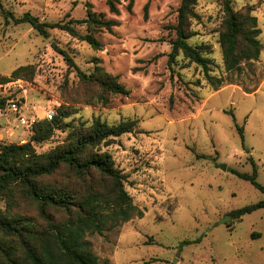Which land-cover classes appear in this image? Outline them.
I'll list each match as a JSON object with an SVG mask.
<instances>
[{
  "label": "rangeland",
  "instance_id": "374dc122",
  "mask_svg": "<svg viewBox=\"0 0 264 264\" xmlns=\"http://www.w3.org/2000/svg\"><path fill=\"white\" fill-rule=\"evenodd\" d=\"M181 2L118 0L120 14H115L108 0H2L0 75L11 77L30 65L7 87L21 101L30 124H16L6 143H30L37 159L46 162L49 153L72 145L77 130L95 119L110 125L137 120L132 132L90 150L112 154L126 175L125 189L144 211L103 234H87L99 259L110 264H264V207L220 223L231 211L264 199L261 190L232 172L251 174L253 159L264 184V0H229L239 13L256 16L261 29L259 57L243 61L237 71L226 69L220 44L225 0H198L200 17L192 21L190 43L207 45L211 74L232 81L218 89L196 63L184 59L175 72L169 68ZM90 9L118 23L113 32L98 34L101 50L61 28L41 35L11 16L30 12L41 21L71 23L85 33L86 25L75 20L84 19ZM6 11L12 13L9 22ZM59 49L68 51L76 66ZM98 66L129 93L116 94L98 78L90 80ZM3 91L0 87V99ZM51 130L49 138L41 139ZM31 179L40 195L66 199L68 208L47 203L21 181L4 189L1 263L8 262L6 253L21 261L25 245L37 246L48 233L49 217L63 221L92 194L112 188L111 179L98 170L79 171L64 163ZM8 218L27 219L33 227L22 234L7 232L2 220ZM198 238V243L184 244Z\"/></svg>",
  "mask_w": 264,
  "mask_h": 264
},
{
  "label": "trees",
  "instance_id": "16d2710c",
  "mask_svg": "<svg viewBox=\"0 0 264 264\" xmlns=\"http://www.w3.org/2000/svg\"><path fill=\"white\" fill-rule=\"evenodd\" d=\"M198 0H182L178 9L177 23L172 28L176 37L172 40V50L168 56V65L172 72L174 66L181 60H188V63H196L201 66L208 79L215 88H220L225 82H232L219 78L211 74L212 58L207 56L205 47L207 45L192 44L190 39L194 36L191 28L192 21L199 18L196 11ZM111 12L120 14L118 0H108ZM131 8V7H129ZM3 9L0 0V11ZM225 18L223 30L220 35V44L223 49L224 63L228 71H237L242 68V62L257 59L260 55L262 44L259 39L261 29L258 26L257 17L250 12L243 14L234 10L229 0L224 4ZM12 14L6 11V22ZM16 23H29L41 35L48 36L49 29L61 28L71 35L86 41L95 50L103 49V42L98 34L103 31L113 32L118 25L114 19H108L103 12L92 9L84 19L75 20V23L86 25L87 31L82 33L71 23H49L41 21L40 18L30 12H26L21 17L11 15ZM68 63L76 66L73 57L64 49H59ZM186 66V63L185 65ZM30 68L21 66L14 70L11 77L0 75V84L9 82L15 78L23 76L24 72ZM83 76H87L83 73ZM101 80L103 85L113 93L128 94L129 90L118 81L117 77L106 72L103 68L97 67L90 80ZM5 103V99H0V106ZM137 124V120L124 121L116 125H110L100 119H95L90 125H84L76 132V139L72 145L64 149H56L46 156V162L37 159L33 146L29 144L19 145L17 143L2 146L0 153V189L3 193L13 182L21 181L27 184L32 193L43 198L47 203L59 207H67L66 199L57 198L51 193L40 195L36 186L32 182L33 176L51 173L62 163L79 171L96 169L112 181V188L107 193H94L89 199L70 211L69 217L63 221H55L52 217L48 219V233L40 238L37 246L25 245V255L21 261L6 253L7 263L0 264H110L101 261L94 252L91 243L86 239L87 234H103L105 229L113 228L120 222L129 221L135 217H142L144 211L135 205L131 196L125 189L126 175L115 166L112 154L108 151L90 150L100 147L102 143L111 138L122 136L132 132ZM244 143L243 127H238ZM51 131L41 136V139L50 137ZM28 155V156H27ZM253 172L251 174L232 169V172L239 178L250 181L257 189L264 193V184L258 181L257 164L253 161ZM264 207V199L235 209L230 212L231 219L241 220L246 214L252 213ZM1 221V219H0ZM2 227L7 232H17L22 234L28 232L33 227V222L24 218L2 220ZM201 238L194 241H184V244L198 243Z\"/></svg>",
  "mask_w": 264,
  "mask_h": 264
},
{
  "label": "built area",
  "instance_id": "2783aa9c",
  "mask_svg": "<svg viewBox=\"0 0 264 264\" xmlns=\"http://www.w3.org/2000/svg\"><path fill=\"white\" fill-rule=\"evenodd\" d=\"M13 81L1 84L0 87L4 88L3 98L5 103L0 106V153L2 146L6 145L8 140L15 134V125L19 124L21 126H27L30 124L29 120L25 117L21 110V101L15 99L12 96V92L9 87ZM54 111L49 114L52 118ZM25 143L26 141H21ZM0 199H1V189H0Z\"/></svg>",
  "mask_w": 264,
  "mask_h": 264
},
{
  "label": "water",
  "instance_id": "95a60500",
  "mask_svg": "<svg viewBox=\"0 0 264 264\" xmlns=\"http://www.w3.org/2000/svg\"><path fill=\"white\" fill-rule=\"evenodd\" d=\"M0 173H2V171L0 170ZM231 219V216L228 215L227 218H224L220 221V223H225V222H228L229 220Z\"/></svg>",
  "mask_w": 264,
  "mask_h": 264
}]
</instances>
